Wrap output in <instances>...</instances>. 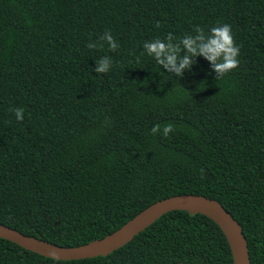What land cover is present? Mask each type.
Listing matches in <instances>:
<instances>
[{"label":"trees","instance_id":"trees-1","mask_svg":"<svg viewBox=\"0 0 264 264\" xmlns=\"http://www.w3.org/2000/svg\"><path fill=\"white\" fill-rule=\"evenodd\" d=\"M225 23L240 54L222 77L202 56L178 77L143 47ZM187 194L219 202L264 264V0H0V224L74 248ZM0 264L53 262L0 239ZM61 264L233 259L214 222L174 211L108 256Z\"/></svg>","mask_w":264,"mask_h":264},{"label":"water","instance_id":"water-1","mask_svg":"<svg viewBox=\"0 0 264 264\" xmlns=\"http://www.w3.org/2000/svg\"><path fill=\"white\" fill-rule=\"evenodd\" d=\"M174 211L199 214L210 219L225 236L233 264H251L247 241L240 225L219 202L200 195H178L154 203L111 235L79 247L54 246L1 224L0 239L45 258L55 251L61 261L93 259L121 249L162 216Z\"/></svg>","mask_w":264,"mask_h":264},{"label":"clouds","instance_id":"clouds-1","mask_svg":"<svg viewBox=\"0 0 264 264\" xmlns=\"http://www.w3.org/2000/svg\"><path fill=\"white\" fill-rule=\"evenodd\" d=\"M156 27H160L159 21L156 22ZM194 29L195 37L185 35L179 43L174 44L172 33H168L163 40L156 38L144 43L143 47L147 55L154 58L159 66L169 72H174L178 77H182L185 70L191 71L196 63L195 58L199 56L209 61L220 77L239 67L240 47L235 43L229 24L212 27L208 33H205L204 29L199 26H195ZM102 39L107 41L110 51H116L119 47L110 30L105 31ZM182 50L185 53L183 56L180 55ZM111 67L110 59L100 60L95 72L107 73ZM11 111L15 112L17 120L24 119L23 108L11 109ZM159 129V124L154 125L151 133L155 135ZM163 131L164 136L167 137L170 132L174 131V125L166 124ZM49 259L53 264H61V259L55 251L49 255Z\"/></svg>","mask_w":264,"mask_h":264}]
</instances>
